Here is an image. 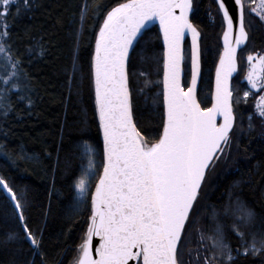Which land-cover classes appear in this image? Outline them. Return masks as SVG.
<instances>
[{"label": "snow or ice", "instance_id": "6c2138e0", "mask_svg": "<svg viewBox=\"0 0 264 264\" xmlns=\"http://www.w3.org/2000/svg\"><path fill=\"white\" fill-rule=\"evenodd\" d=\"M32 2L21 0L24 9H29ZM214 2L223 13L226 30L224 52L216 69L212 106L206 108H201L197 100L201 76L200 33L189 19V13L196 11L194 0H128L106 11L96 35L91 65L102 149L87 141L82 146L80 175L74 182L78 195L73 211L86 204L90 194L91 215L70 264H184L183 249L190 241L192 227L199 223V209L209 176L221 161L227 162L234 138L239 139L237 120H242L233 107L229 77L236 71L237 48L249 38L245 28V0H235L231 15L225 0ZM252 3L256 7L250 11L264 21V0H252ZM14 5L17 0H0V27L3 28L0 31V61L3 62L0 67L6 68L5 77L0 79L10 85L0 90V115L4 117L25 99L29 107L32 105L31 98L24 94L27 84L21 87L17 82L20 73L25 80L29 78L20 67L23 60L8 43L11 25L6 21ZM106 7L102 0H97L90 8L85 0L80 9L81 21L89 12L99 17ZM20 10L17 6V14ZM153 20L159 21L163 37V112L160 117L162 130L157 133V139L150 141L141 135L134 118L128 68L130 51L142 38V30ZM234 24L238 25L235 46L230 40ZM186 34H191L192 47L191 83L185 89L181 78ZM26 54L42 56L44 49L31 46ZM248 60L251 62L253 56L249 55ZM259 62L264 73V56L259 57ZM247 79L252 89L264 90V76L250 72ZM248 96L249 92L245 91L244 97ZM235 103L239 104V99ZM255 107L256 111L248 116L250 131L254 130L255 119L264 123V96ZM240 131L243 132L242 126ZM4 147L0 145V150ZM17 159L25 157L21 154ZM97 176L95 188L91 190L92 180ZM0 188L13 203L25 234L19 237L18 233L10 232L7 240L21 239L29 243L30 257L23 264H63L68 249H61L55 258H50L43 250L42 231L37 235L29 227L21 203L26 193L21 191L18 195L3 177H0ZM229 213L235 217L232 231L242 240L243 253L239 247H231L213 210L215 226L211 231L196 228L205 252L216 250L204 257L203 264H214L218 255L226 259L227 264H234L233 251L245 256L264 254V237L257 239L255 233L242 231V227L250 225L254 219L251 209L237 199L235 204L230 203L225 208L224 214ZM94 237L99 243L93 254Z\"/></svg>", "mask_w": 264, "mask_h": 264}, {"label": "trees", "instance_id": "16d2710c", "mask_svg": "<svg viewBox=\"0 0 264 264\" xmlns=\"http://www.w3.org/2000/svg\"><path fill=\"white\" fill-rule=\"evenodd\" d=\"M96 2L87 0L90 8ZM102 2L107 6L104 14L94 17L89 12L81 21L80 9L85 0H33L29 9H24L21 0H17L6 21L11 25L8 43L23 60L20 67L29 76L25 80L20 73L17 82L21 87L27 84L24 94L31 98L32 105L29 107L25 99L16 104L15 111L7 117L0 115V145L5 146L0 150V177L5 178L18 195L21 191L26 193L21 199L26 221L37 235L42 231L43 250L48 256L55 258L61 249H68L63 264H70L76 256L91 213L90 194L87 203L73 211L78 195L74 182L80 175L82 146L87 141L102 149L92 90L93 45L106 11L128 0ZM249 2L245 0V28L249 38L238 54V72L231 83L233 107L237 116H242V120H237L239 139L234 138L227 162L221 161L209 176L199 209V223L192 227L190 241L183 249L184 264H203L204 257L216 251L205 252L196 231V228L211 231L215 226L213 210L231 247H239L243 253L242 240L232 231L235 217L231 213L224 214L225 208L230 203L235 204L237 199L254 213L252 223L242 227V231L255 233L257 239L264 237V123L257 118L253 121L254 130L248 129V116L254 113L255 99L243 79L247 57L263 52L264 24L249 10ZM17 6L21 9L19 14ZM194 7L196 11L191 12L189 19L200 33L201 76L197 100L206 108L210 105L212 75L220 53L223 23L213 0H194ZM31 46H42L44 54H26ZM184 56L183 84L186 88L188 41L184 43ZM130 57L128 70L134 118L141 135L151 141L157 139V133L162 130L160 117L163 112L162 46L156 27L142 34ZM5 75L6 68L0 67V78ZM70 77H73L71 83ZM9 87L0 79V90ZM245 91H250L247 98ZM237 99L239 104L235 103ZM21 154L25 159H17ZM84 163L87 164L86 157ZM96 179L98 176L93 178L91 190L95 188ZM10 232L18 233L19 237L25 235L18 214L0 188V264H23L30 257L29 243L21 239L8 241ZM233 256L234 264H264V254L245 256L233 251ZM214 264L227 262L218 255Z\"/></svg>", "mask_w": 264, "mask_h": 264}, {"label": "water", "instance_id": "95a60500", "mask_svg": "<svg viewBox=\"0 0 264 264\" xmlns=\"http://www.w3.org/2000/svg\"><path fill=\"white\" fill-rule=\"evenodd\" d=\"M214 1V0H213ZM215 3V2H214ZM225 3H226V7L229 8L230 10V15L232 14V11L233 9L235 8V0H225ZM216 7L218 9V12H219V15L221 17V20H222V23H223V13L219 11V5L216 4ZM237 11V15H238V10ZM176 14H179V10H177V13ZM190 15L191 13H189V18H190ZM103 22V21H102ZM102 24V23H101ZM101 26V25H100ZM152 27H156L157 28V31L159 33V36H160V41H161V46H162V75H161V92H163V37H162V33L160 32V27H159V21L158 20H153L151 22L148 23L147 25V28L142 30V34L149 30L150 28ZM226 30V25L223 23V30H222V33H221V36H220V40H219V43H220V53H219V56H218V59H217V62L215 64V67H214V70H213V75H212V86H211V98H210V105L208 107H211L212 106V94L214 93L215 91V84H216V69L217 67L219 66L220 64V57L221 55L223 54L224 52V31ZM99 31V29H98ZM97 31V33H98ZM238 32V25L237 24H234V28H233V34L230 38L231 40V43L233 46H235V35L236 33ZM97 35V34H96ZM199 39H200V36L198 38V44H199ZM139 40V39H138ZM137 40V41H138ZM95 41H96V37H95ZM95 41H94V45H93V52H92V57L94 55V50H95ZM188 41V44H189V49H190V80L188 82V85H190L191 83V47H192V38H191V34H186V37H185V40L183 42V49H184V43ZM137 43V42H136ZM136 43L134 44L133 46V49L136 45ZM247 41L245 42L244 45L240 46L239 48H237V55H236V71L232 74L231 77H229V85H230V88H231V83H232V80L234 79V77L236 76L237 74V70H238V66H237V57H238V54L239 52L245 47ZM133 50L130 51V55L132 53ZM199 52H200V48H199ZM91 65H92V62H91ZM182 69H183V63H182ZM91 76H92V90H93V99H94V106H95V93H94V81H93V75H92V68H91ZM183 78H184V73L182 72V84H183ZM199 80L200 78L198 79V85H199ZM187 85V86H188ZM187 88V87H186ZM185 88V89H186ZM197 89H198V86H197ZM162 105H163V96H162ZM202 108V107H201ZM95 112H96V107H95ZM96 117H97V121H98V126H99V120H98V114L96 112ZM219 119V118H218ZM222 122V121H221ZM100 131V130H99ZM100 136H101V133H100ZM101 144H102V136H101ZM4 194L5 196L8 198V200L11 202L10 198L8 197L6 191H4ZM12 206H13V203L11 202ZM90 204H91V198H90ZM14 207V206H13ZM91 215V213H90ZM98 238H93V254L95 252V247L98 246ZM131 264H135V262H131Z\"/></svg>", "mask_w": 264, "mask_h": 264}, {"label": "rangeland", "instance_id": "374dc122", "mask_svg": "<svg viewBox=\"0 0 264 264\" xmlns=\"http://www.w3.org/2000/svg\"><path fill=\"white\" fill-rule=\"evenodd\" d=\"M257 2H258V0H257ZM249 7H250V9L252 7H256V4L252 3V0H250ZM257 10H259V9H257ZM262 22L264 24V21H262ZM251 56H253V60L251 62H249L248 57L246 59V56H244L242 58L243 61L246 59V63H247V68H246V72L244 74V78L243 79L245 80V83H246V85L248 87V90H250L252 92V94L254 95V99L255 100H254V104H253V111L255 112L256 111V107L255 106L260 102V97L264 96V90H261V89H252L250 87V85L248 84L247 77H248V75H249L250 72H254L255 75H257V76H264V73H262L261 70H260V62H259V57L264 56V49H263V52L262 53L259 54V52H258V54L255 53V54H253ZM188 70H189V76L187 78V82H189V80H190V49H189V68H188Z\"/></svg>", "mask_w": 264, "mask_h": 264}]
</instances>
